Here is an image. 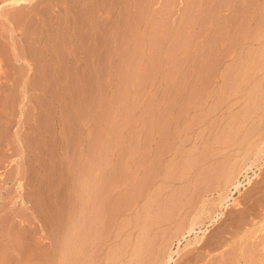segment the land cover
<instances>
[{
    "label": "rangeland",
    "instance_id": "obj_1",
    "mask_svg": "<svg viewBox=\"0 0 264 264\" xmlns=\"http://www.w3.org/2000/svg\"><path fill=\"white\" fill-rule=\"evenodd\" d=\"M154 1L0 0V264H264V0Z\"/></svg>",
    "mask_w": 264,
    "mask_h": 264
},
{
    "label": "bare ground",
    "instance_id": "obj_2",
    "mask_svg": "<svg viewBox=\"0 0 264 264\" xmlns=\"http://www.w3.org/2000/svg\"><path fill=\"white\" fill-rule=\"evenodd\" d=\"M21 1V0H20ZM151 1V0H150ZM157 1V0H156ZM156 1H154V4H155V2ZM181 1V0H180ZM203 0H201V2H202ZM222 1V0H221ZM13 2H15V1H13ZM159 2V1H158ZM187 2V1H186ZM217 2V1H216ZM248 2V1H247ZM204 3V2H203ZM202 3V4H203ZM218 3V2H217ZM98 4V3H97ZM101 4V3H100ZM99 4V5H100ZM112 4V3H111ZM156 4H158V3H156ZM115 5V4H114ZM128 5H129V2H128ZM213 5V4H212ZM97 6V5H96ZM103 6V5H102ZM102 6H100V8L102 7ZM122 6V5H121ZM147 6V5H146ZM167 6V5H166ZM204 6H206V5H203V6H201L200 8H201V13L202 12H204ZM215 6V5H214ZM213 6V7H214ZM219 6V5H218ZM240 6H241V4H240ZM243 6V5H242ZM98 7V6H97ZM155 7V6H154ZM188 7V6H187ZM225 7V6H224ZM252 7V6H251ZM147 8V7H146ZM196 8V7H195ZM208 8V7H207ZM211 8H212V6H211ZM237 8H238V6H237ZM237 8H236V10H237ZM105 9V8H104ZM132 9V8H131ZM140 9V8H139ZM183 9V8H182ZM240 9V8H239ZM85 10V9H84ZM95 10V9H94ZM100 10V9H99ZM108 10H109V8H108ZM169 10V9H168ZM188 10V9H187ZM193 10V9H192ZM191 10V11H192ZM86 11V10H85ZM130 11V10H129ZM138 11V10H137ZM190 11V12H191ZM220 11V10H219ZM95 12V11H94ZM151 12V11H150ZM214 12H215V10H214ZM120 13V12H119ZM212 13V12H211ZM210 13V14H211ZM238 13V12H237ZM89 14V13H88ZM115 14V13H114ZM146 14V13H145ZM210 14H209V17H210ZM232 14V13H231ZM239 14V13H238ZM245 14V13H244ZM105 15H106V13H105ZM174 15V14H173ZM217 15H219L218 14V12H217ZM220 16V15H219ZM230 16V15H229ZM96 17H99V16H96ZM101 17V16H100ZM122 17V16H121ZM154 17V16H153ZM203 17V16H202ZM208 17V18H209ZM215 17V16H214ZM231 17V16H230ZM240 17V16H239ZM104 18V17H103ZM157 17H155V19H156ZM167 18V17H166ZM171 18V17H170ZM178 18V17H177ZM187 18V17H186ZM208 18L206 19V20H208ZM216 18V17H215ZM232 18H233V16H232ZM130 19V18H129ZM176 19V18H175ZM202 19V18H201ZM200 19V20H201ZM123 20V19H122ZM122 20H119V21H122ZM159 20V19H158ZM174 20V19H173ZM180 20V19H179ZM197 20V19H196ZM211 20V17H210V19H209V21ZM248 20V19H247ZM177 21V20H176ZM218 21V20H217ZM108 22V21H107ZM152 22H153V19H152ZM174 22V21H173ZM193 22V21H192ZM208 22V21H207ZM215 22V21H214ZM233 21L231 20V23H232ZM120 23V22H119ZM137 23V22H136ZM157 23V22H156ZM203 23V22H202ZM89 24V23H88ZM172 24V23H171ZM175 24H177V23H175ZM180 24V23H179ZM219 24V23H218ZM246 24V23H245ZM113 25V24H112ZM184 25H186V23L184 24ZM232 25V24H231ZM136 26V25H135ZM152 26V25H151ZM171 26V25H170ZM169 26V27H170ZM221 26V25H220ZM93 27V26H92ZM132 27V26H131ZM138 27V26H137ZM215 27V26H214ZM222 27V26H221ZM118 28V27H117ZM126 28V27H125ZM128 28V27H127ZM154 28V27H153ZM175 28V27H174ZM183 28V27H182ZM202 28V27H201ZM200 28V29H201ZM205 28V27H204ZM190 29V28H189ZM233 29V28H232ZM232 29H230V30H232ZM239 29V28H238ZM128 30V29H127ZM138 30V29H137ZM174 30V29H173ZM182 30V29H181ZM219 30V29H218ZM218 30H217V32H218ZM222 30H223V28H222ZM13 31V30H12ZM121 31V30H120ZM134 31V30H133ZM187 31V30H186ZM221 31V30H220ZM236 31V30H235ZM14 32V31H13ZM114 32V31H113ZM170 32V31H169ZM222 32V31H221ZM238 32V31H237ZM252 32V31H251ZM149 33V32H148ZM174 33V32H173ZM192 33V32H191ZM197 33V32H196ZM214 33H216V31L214 32ZM241 33V32H240ZM244 33V32H243ZM243 33H241V35L243 34ZM126 34V33H125ZM129 34V33H128ZM174 34H176L177 35V33H174ZM199 34V33H198ZM201 34V33H200ZM199 34V35H200ZM207 34V33H206ZM212 34V33H211ZM221 34V33H220ZM230 34V33H229ZM12 35V34H11ZM10 35V36H11ZM117 35H119V34H117ZM173 35V34H172ZM222 35V34H221ZM225 35H227L226 33H225ZM232 35V34H231ZM235 35V34H234ZM239 35V34H238ZM253 35V34H252ZM179 36V35H178ZM188 36H189V34H188ZM204 36H207V35H204ZM213 36V35H212ZM218 36V35H217ZM229 36V35H228ZM250 36V35H249ZM119 37V36H118ZM141 37V36H140ZM177 37V36H176ZM196 37H198V36H196ZM214 37V36H213ZM235 37V36H234ZM162 38V37H161ZM160 38V39H161ZM166 38H168V37H166ZM128 39V38H127ZM176 39V38H175ZM174 39V40H175ZM200 39V38H199ZM214 39V38H213ZM171 40V39H170ZM182 40V39H181ZM227 40V39H226ZM229 40V39H228ZM238 40V39H237ZM125 41V40H124ZM142 41V40H141ZM207 41V40H206ZM218 41V40H217ZM224 41V40H223ZM128 42V41H127ZM210 42H211V40H210ZM153 43V42H152ZM151 43V44H152ZM206 43V42H205ZM229 43H230V41H229ZM125 44V43H124ZM123 44V45H124ZM144 44V43H143ZM143 44H141V46L143 45ZM224 44V43H223ZM247 44V43H246ZM227 46V45H226ZM259 46V45H258ZM18 47V46H17ZM243 47V46H242ZM248 47V46H247ZM143 47H141V49H142ZM222 48V47H221ZM252 48V47H251ZM19 49V48H18ZM175 49V48H174ZM211 50V49H210ZM213 50V49H212ZM144 51V50H143ZM241 51V50H240ZM239 51V52H240ZM175 52V51H174ZM193 52V51H192ZM191 52V53H192ZM205 52V51H204ZM213 52V51H212ZM190 53V54H191ZM24 54V53H23ZM195 54V53H194ZM206 55L208 54V50H207V52L205 53ZM201 55V54H200ZM200 55H199V57H200ZM191 56V55H190ZM193 56V55H192ZM195 56V55H194ZM21 58V57H20ZM190 58V57H189ZM205 58V57H204ZM252 59V58H251ZM197 60V59H196ZM200 60V59H199ZM198 60V61H199ZM201 61V60H200ZM199 61V62H200ZM191 62V61H190ZM206 63V62H205ZM190 64H192V63H190ZM189 64V65H190ZM202 64H203V62H202ZM207 64V63H206ZM206 66V65H205ZM249 66V65H248ZM191 67V66H190ZM246 67V66H245ZM193 68H195V67H193ZM198 68V67H197ZM205 68V67H204ZM204 68H202V69H204ZM196 69V68H195ZM196 71V70H195ZM211 71V70H210ZM188 72V71H187ZM208 72H209V70H208ZM182 74V73H181ZM189 74V73H188ZM202 73H200V75H201ZM243 74V73H242ZM211 75V74H210ZM245 75V74H244ZM180 76V75H179ZM202 76V75H201ZM207 77V76H206ZM205 77V78H206ZM202 78V77H201ZM237 78V77H236ZM186 79H188V77H186ZM192 79H193V77H192ZM196 81V80H195ZM206 81V80H205ZM212 81V80H211ZM223 81V80H222ZM227 81V80H226ZM224 82V83H228V82ZM191 82H192V80H191ZM186 83V82H185ZM198 83V82H197ZM196 84V83H195ZM205 84V83H204ZM203 83H202V85H204ZM208 84V83H207ZM240 84V83H239ZM207 86V85H206ZM236 87V86H235ZM180 89V88H179ZM211 89V88H210ZM249 89V88H248ZM172 91H174V90H172ZM177 91V90H176ZM183 90H180V93L182 92ZM187 92V91H186ZM186 92L184 93L185 95H186ZM194 92H196V91H194ZM200 92V91H199ZM198 92V93H199ZM224 92V91H223ZM243 92V91H242ZM174 93V92H173ZM203 93H205V92H203ZM165 94V93H164ZM164 94H162V95H164ZM172 94V93H171ZM193 95V94H192ZM196 95V94H195ZM180 96H178V98H179ZM184 97H186V96H184ZM163 98V97H162ZM169 98V97H168ZM187 99V98H186ZM182 101H183V99H182ZM184 101H186V100H184ZM192 101V100H191ZM203 101H204V99H203ZM168 102V101H167ZM199 102V101H198ZM197 102V103H198ZM202 102V101H201ZM176 103V102H175ZM182 103V102H181ZM196 103V104H197ZM170 104H172V103H170ZM183 104V103H182ZM181 104V105H182ZM158 105V104H157ZM168 105V104H167ZM151 106V105H150ZM176 105H174V107H175ZM213 106V105H212ZM154 107V106H153ZM157 107V106H156ZM178 107H180V106H178ZM182 107V106H181ZM186 108V107H185ZM169 109V108H168ZM164 110V109H163ZM115 111V110H114ZM128 111V110H127ZM145 111V110H144ZM148 111V110H147ZM177 112V111H176ZM181 112V111H180ZM113 113V112H112ZM210 113V112H209ZM198 114V113H197ZM196 114V115H197ZM126 115V114H125ZM165 115V114H164ZM182 115V114H181ZM194 115V114H193ZM176 116V115H175ZM185 118V117H184ZM173 119V118H172ZM178 119H180V118H178ZM193 119H195V117H193ZM162 120V119H161ZM183 120V119H182ZM191 120V119H190ZM198 120V119H197ZM144 121V120H143ZM146 121V120H145ZM153 122H154V120H153ZM178 122V121H177ZM171 123V122H170ZM117 124V123H116ZM150 124V123H149ZM168 124V123H167ZM167 124H164V125H167ZM193 125V124H192ZM117 126V125H116ZM145 126V125H144ZM197 126V125H196ZM148 127V126H147ZM189 127V126H188ZM118 128V127H117ZM160 129V128H159ZM182 129V128H181ZM187 129V128H186ZM146 130V129H145ZM188 130V129H187ZM155 131H157L156 129H155ZM164 131V130H163ZM178 131V130H177ZM176 131V132H177ZM180 131V130H179ZM115 132V131H114ZM149 132V131H148ZM167 132V131H166ZM145 133V132H144ZM150 133V132H149ZM171 133V132H170ZM181 133V132H180ZM203 133V132H202ZM133 134V133H132ZM131 134V135H132ZM166 134V133H165ZM199 134V133H198ZM148 135V134H147ZM164 135V134H163ZM175 135V134H174ZM207 135H209V134H207ZM216 135V134H215ZM149 136V135H148ZM168 136V135H167ZM198 136V135H197ZM114 137V136H113ZM151 137V136H150ZM183 138V137H182ZM184 139V138H183ZM143 140V139H142ZM146 140V139H145ZM181 141V140H180ZM134 142V141H133ZM143 142V141H142ZM182 142V141H181ZM184 142V141H183ZM185 143V142H184ZM227 143V142H226ZM149 144V143H148ZM258 144V143H257ZM147 145V144H146ZM144 146V145H143ZM155 146V145H154ZM162 146V145H161ZM178 146V145H177ZM194 146V145H193ZM133 147V146H132ZM207 147V146H206ZM261 147V146H260ZM104 148V147H103ZM130 148V147H129ZM149 148V147H148ZM134 149V148H133ZM144 149V148H143ZM186 149V148H185ZM103 150V149H102ZM155 150V149H154ZM88 151V150H87ZM154 152H156V151H154ZM185 152V151H184ZM89 153H90V151H89ZM91 153H92V151H91ZM147 153V152H146ZM188 153V152H187ZM89 155V154H88ZM100 155V154H99ZM150 155V154H149ZM80 156H81V154H80ZM94 155H92V157H93ZM144 156V155H143ZM157 156V155H156ZM80 158V157H79ZM158 158H159V156H158ZM93 159V158H92ZM146 159V158H145ZM157 159V158H156ZM87 160V159H86ZM98 160V159H97ZM154 160V159H153ZM143 161H144V159H143ZM99 162V161H98ZM79 163V162H78ZM143 163V162H142ZM101 164V163H100ZM155 164V163H154ZM79 165H80V163H79ZM85 165V164H84ZM92 165V164H91ZM150 165V164H149ZM157 165V164H156ZM224 166V165H223ZM222 166V167H223ZM95 167V166H94ZM88 168V167H87ZM96 168V167H95ZM151 168V167H150ZM103 169V168H102ZM93 170H95V169H93ZM93 170H91V171H93ZM83 171H84V169H83ZM99 170L97 169V171L95 170V172H98ZM112 171V170H111ZM146 171H148V170H146ZM86 172V171H85ZM84 172V174L80 177V179L79 180H77L78 181V185H77V192H78V199H79V203H80V216H81V218H83L84 220H87L86 218V211L88 212V208L90 207L91 208V206L93 205V203L95 202V201H97V198H98V195H100L101 196V192H99V187L101 186V185H104V183L105 184H107V182L110 180L109 179V175L111 174H109V173H107V171L105 172H103V170L101 171V173L100 174H96V173H94V172H91L90 173V171L89 172H87V173H85ZM119 172V171H118ZM117 172V173H118ZM149 172V171H148ZM166 172V171H165ZM112 173H114V172H112ZM120 173V172H119ZM158 173V172H157ZM164 173V172H163ZM167 173V172H166ZM115 174H116V172H115ZM169 174V173H168ZM119 175V174H118ZM118 175H116V177H118ZM141 175H142V173H141ZM143 176V175H142ZM148 176H149V174H148ZM165 176V175H164ZM124 177V176H123ZM129 177V176H128ZM154 177V176H153ZM130 178V177H129ZM148 178H151L150 176L148 177ZM123 179V178H122ZM112 180V179H111ZM238 180V179H237ZM123 181V180H122ZM251 181V178L249 179V182ZM113 182V181H112ZM112 182H110V183H112ZM115 182V181H114ZM150 182V181H149ZM110 183H108V184H110ZM133 183V182H132ZM142 183V182H141ZM121 184V183H120ZM241 184V182L239 181L238 182V184H235L236 185V187H238L239 185ZM76 186V185H75ZM112 186V185H111ZM118 186V185H117ZM130 186V185H129ZM148 186V185H147ZM151 186V185H150ZM119 187V186H118ZM144 187V186H143ZM100 188H103V187H100ZM138 188V187H137ZM145 188V187H144ZM127 189V188H126ZM138 190V189H137ZM103 191V190H102ZM105 192H107L106 190H105ZM104 192V193H105ZM120 192V191H119ZM141 193V192H140ZM113 195V194H112ZM122 195V194H121ZM99 196V197H100ZM114 196V195H113ZM111 197V196H110ZM116 197V196H115ZM122 197V196H121ZM107 201H109V200H107ZM114 203H115V201H114ZM119 203V202H118ZM117 203V204H118ZM122 204V203H121ZM76 206V205H75ZM108 206V205H107ZM113 207V206H112ZM100 208V207H99ZM95 209V208H94ZM91 210V209H90ZM106 210V209H105ZM98 211V210H97ZM117 211V210H116ZM119 212V211H118ZM101 213V212H100ZM114 213V212H113ZM93 214V213H92ZM114 215V214H113ZM93 216H95V215H93ZM100 216V215H99ZM98 216V217H99ZM107 217V216H106ZM92 218V217H91ZM104 218V217H103ZM94 219H95V217H94ZM99 219V218H98ZM84 220H83V222H84ZM90 220V219H89ZM106 220V219H105ZM68 222V221H67ZM90 222H92L91 220H90ZM110 222H111V220H110ZM70 223V222H69ZM100 223V222H99ZM89 224V223H88ZM109 224V223H108ZM76 225V224H75ZM87 225V224H86ZM92 225V224H91ZM89 226V225H88ZM107 226V225H106ZM105 226V227H106ZM135 226V225H134ZM108 227V226H107ZM96 229V228H95ZM100 229V228H99ZM77 231H78V229H77ZM79 232H80V230H79ZM83 232V231H82ZM92 232V231H91ZM102 232V231H101ZM96 234V233H95ZM77 236V235H76ZM87 236V235H86ZM128 236V235H127ZM91 239V238H90ZM95 239V238H94ZM74 240V239H73ZM83 240H85V239H83ZM66 241V240H65ZM73 245V244H72ZM78 245H79V243H78ZM89 246V245H88ZM92 247V246H91ZM84 258V257H83ZM157 258V257H156ZM192 258V257H191ZM194 258V257H193ZM196 260V259H195ZM173 261H174V256H173V252H170V254H169V256H168V258H167V260H166V264H172L173 263ZM185 261V260H184ZM181 262V261H180ZM189 262L190 261H188V263H182V264H189ZM191 263V262H190Z\"/></svg>",
    "mask_w": 264,
    "mask_h": 264
}]
</instances>
